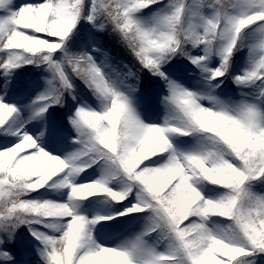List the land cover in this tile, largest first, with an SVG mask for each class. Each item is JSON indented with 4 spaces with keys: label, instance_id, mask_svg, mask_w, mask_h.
Instances as JSON below:
<instances>
[{
    "label": "snow or ice",
    "instance_id": "1",
    "mask_svg": "<svg viewBox=\"0 0 264 264\" xmlns=\"http://www.w3.org/2000/svg\"><path fill=\"white\" fill-rule=\"evenodd\" d=\"M0 12L4 75L31 64L52 74L33 119L63 106L66 95L76 100V80L98 102L69 116L78 147L62 156L22 125L6 127L19 109L0 97V134L15 137L0 144V264H39L22 245L10 249L22 226L44 264H264V0H24L18 8L0 0ZM74 34L91 52L71 51ZM103 35L123 45L126 59L111 63ZM242 50L250 66L233 74ZM178 57L200 70L206 96L170 75L165 66ZM145 72L166 92L161 123L146 122L137 108L139 93L149 110L157 86L142 87ZM229 76L258 91L220 98L215 89ZM176 136L196 145L180 151ZM96 166L98 178L77 182ZM116 181L119 190L110 186ZM202 185L222 191L206 196ZM45 188L66 190L67 200L26 198ZM101 194L135 202L110 215L80 214L79 201ZM134 214H147L143 231L112 246L97 242V224Z\"/></svg>",
    "mask_w": 264,
    "mask_h": 264
},
{
    "label": "trees",
    "instance_id": "2",
    "mask_svg": "<svg viewBox=\"0 0 264 264\" xmlns=\"http://www.w3.org/2000/svg\"><path fill=\"white\" fill-rule=\"evenodd\" d=\"M145 14H147V10H145ZM88 27H91V25H88ZM101 38L104 41V49L109 52L110 56L116 58L111 63L115 64L121 59H126V50L124 49L123 45L119 44L115 39H112L106 35H103ZM69 45L71 51L73 52H85V51L91 52V49L87 47L83 41H80L79 38L75 36V34L73 38L69 40ZM247 56H248L247 50H242L241 52L235 54V56L233 57V65H232L233 74H240V71L242 70L243 67L242 65L246 62ZM165 67L173 78H188L190 76H193V78L196 79L203 78L200 74V70L195 68V66L189 65V62L183 57H178L174 59L171 62V64L166 65ZM117 71H127V69L124 68L123 65H121L120 68L117 69ZM49 74L51 73L47 70L46 66H37L31 64V65H24L21 68L13 70L11 74L7 76L5 75V79L8 81V83L14 84V86L9 91L8 100H13L15 98H20L21 100H23L26 97V95H28L29 93L28 86L32 83L39 84L42 81V79L45 77L47 78ZM149 80L157 82V86L154 87L153 89L151 103L149 106V110L152 116L153 115L156 116V114H158V108L160 106V95L164 90V86L162 82H159L157 77H152L151 73L145 72L142 75V80H141L142 87L146 85L149 82ZM248 87L256 88V86L254 85L243 88L238 87L233 82L231 76H229L224 80V83L221 85V87L217 88L216 94L222 97L223 99L225 98V99L236 100L234 98V92L237 91L239 92V94H241L243 89V93H244L245 89ZM223 91L224 94H222ZM73 94L77 97L76 100H73L71 95H66L63 106L57 105L53 108H50L48 113L44 115L50 118L51 119L50 121L52 122L48 140L62 136L60 134L61 132L64 133L63 135H66L65 133L68 134L72 131L71 123L68 118L72 114V112L75 111V108L78 105L88 103L89 101L94 104L98 103L95 101V98L92 96L91 92L79 80L75 81V89ZM136 96L141 97L139 93H137ZM15 119H16V115L13 117L12 120L8 122V125L6 127L12 128ZM14 139L15 137L13 136H5L3 134H0V144H3L6 140L14 141ZM206 186L209 187L210 189H216L215 186H211V185H206ZM53 190L54 188L41 189L38 192L31 193L30 196L26 198L37 199L45 196L46 194L52 192ZM91 200L106 201L109 203V205L119 208V210L122 211L124 206L129 204V200L132 202L133 198L129 197V200L124 201L123 204H117L111 201L104 194L93 196L91 197ZM143 215H147V214H134L127 217H118L114 221H104V223L112 226L111 230L114 231V233L122 232L124 228L128 226L131 227V225H133V223L136 222V219H138ZM219 219H225V218H213V221H217ZM32 239L33 238L31 237V234L28 231L27 226H22L20 229L17 230L16 238L10 242V249L21 245L25 249L26 247L28 249L34 248L36 246L32 242Z\"/></svg>",
    "mask_w": 264,
    "mask_h": 264
},
{
    "label": "rangeland",
    "instance_id": "3",
    "mask_svg": "<svg viewBox=\"0 0 264 264\" xmlns=\"http://www.w3.org/2000/svg\"><path fill=\"white\" fill-rule=\"evenodd\" d=\"M14 2H15V6L18 8L20 4L24 2V0H14ZM6 14L7 13L0 12V16H4ZM102 61H103L102 56L97 57L98 64L101 63ZM218 64H219V58H214L211 66L215 67L218 66ZM242 66L243 67L242 70L240 71V74L250 66L248 56L246 62ZM108 70H109L108 68H105V71ZM51 78L52 75L49 74L47 78L46 77L43 78L39 84H34V83L30 84L28 86L29 93L28 95H26V97L23 100H21L20 98L8 100L9 91L14 86V84L8 83V81L5 79L3 70H0V97H3L5 102L16 105L17 108L19 109L18 114H16V119L12 128H16L22 125L25 129H27L30 132V134H32L34 137L38 139L40 143H42V145L45 147L46 150H49L53 154H59L65 156L68 153L75 151L78 147V145L73 143V138L76 136V132L73 126L71 125L72 128L70 127L72 131L66 134L65 136H60L48 140L52 125V122L50 121L51 119L46 116H44L43 118H39V117L35 119L32 118L33 111L36 107V105L33 104V101L40 93L45 91V89L48 87L47 81ZM174 79H178L180 83L184 84L190 90L199 91L203 95L205 96L207 95V91H206L207 85L206 82L203 81V78L196 79L193 78V76H190L188 78H174ZM216 90L217 89H215L214 92L215 95H217ZM256 91H258L257 87L256 88L248 87L245 89L244 93H248L251 96ZM162 92L166 94V92L164 91ZM202 102L205 106H211V102L207 99H204ZM87 104H90L95 107L97 103L94 104L89 101ZM136 104L138 110L140 111L141 117L146 122L161 123L163 121V118L166 114V110L161 102L158 108V114H156V116L155 115L152 116L150 110L145 111L142 97L136 96ZM41 132L45 133L43 137L40 136ZM172 142L177 147L178 150L187 151V150H191L196 145L197 141L195 137L176 136L172 138ZM101 174H102V168L100 166H96L94 167V169H89L88 172L81 174V176L77 178V182L80 183V182H86L89 179H96ZM110 186L119 190L123 187V184L119 181H116L113 182ZM201 187L206 196H215L218 194V191H222V190L210 189L206 185H202ZM132 198H133L132 203H134L135 197L132 196ZM37 199L63 202L67 200V191L54 189L52 192ZM78 203H79L80 214L86 215L89 218H92L97 214L110 215V214H114L117 211H121L119 210V208L113 207L109 205L108 202L102 200L92 201L91 198H89L87 200L79 201ZM147 224H148L147 215H143L138 219H136V222L133 224V227L131 229L129 228L124 233L116 234L114 233V231L110 230L112 226H110L109 224H105L103 221L95 226L94 236L97 239L98 243H103L112 246L140 233L145 229ZM152 242L155 243V241ZM26 249L32 253V260L34 262L39 261V264H44L42 258L39 255V252L36 250V247L31 249H28L26 247ZM161 250H163V246H161Z\"/></svg>",
    "mask_w": 264,
    "mask_h": 264
},
{
    "label": "clouds",
    "instance_id": "4",
    "mask_svg": "<svg viewBox=\"0 0 264 264\" xmlns=\"http://www.w3.org/2000/svg\"><path fill=\"white\" fill-rule=\"evenodd\" d=\"M201 119H203V120H210L211 118H210V116L209 115H207V114H204V115H202V117H201ZM78 178V177H77Z\"/></svg>",
    "mask_w": 264,
    "mask_h": 264
}]
</instances>
